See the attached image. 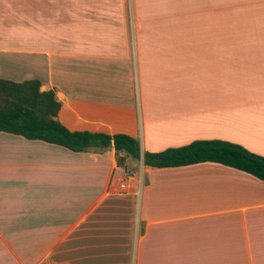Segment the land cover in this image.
<instances>
[{
    "label": "crops",
    "instance_id": "1",
    "mask_svg": "<svg viewBox=\"0 0 264 264\" xmlns=\"http://www.w3.org/2000/svg\"><path fill=\"white\" fill-rule=\"evenodd\" d=\"M0 78L39 79L69 129L142 153L264 156V0H0ZM126 165L0 131V264H264V180Z\"/></svg>",
    "mask_w": 264,
    "mask_h": 264
},
{
    "label": "trees",
    "instance_id": "2",
    "mask_svg": "<svg viewBox=\"0 0 264 264\" xmlns=\"http://www.w3.org/2000/svg\"><path fill=\"white\" fill-rule=\"evenodd\" d=\"M41 84L39 79L0 78V131L76 152H103L114 147L117 164L124 168L130 156L139 160L143 157L146 166L158 168L218 162L264 180V156L230 141L201 139L159 152L142 153L139 140L127 133L71 130L58 118L62 102L55 89L42 90Z\"/></svg>",
    "mask_w": 264,
    "mask_h": 264
},
{
    "label": "rangeland",
    "instance_id": "3",
    "mask_svg": "<svg viewBox=\"0 0 264 264\" xmlns=\"http://www.w3.org/2000/svg\"><path fill=\"white\" fill-rule=\"evenodd\" d=\"M135 163H137V161H135ZM129 166H130V168H132L131 170H134L135 168L139 167L138 164L135 166V164H133V163H132V165H129Z\"/></svg>",
    "mask_w": 264,
    "mask_h": 264
}]
</instances>
